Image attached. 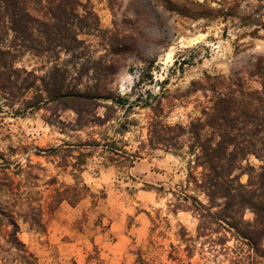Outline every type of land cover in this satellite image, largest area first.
<instances>
[{
	"label": "rangeland",
	"instance_id": "374dc122",
	"mask_svg": "<svg viewBox=\"0 0 264 264\" xmlns=\"http://www.w3.org/2000/svg\"><path fill=\"white\" fill-rule=\"evenodd\" d=\"M0 50V208L44 223L14 214L22 247L0 215V264H264V236L198 214L225 202L203 144L258 185L264 0H0Z\"/></svg>",
	"mask_w": 264,
	"mask_h": 264
},
{
	"label": "trees",
	"instance_id": "16d2710c",
	"mask_svg": "<svg viewBox=\"0 0 264 264\" xmlns=\"http://www.w3.org/2000/svg\"><path fill=\"white\" fill-rule=\"evenodd\" d=\"M11 5H14L15 0H8ZM199 6L203 7L202 4L198 3ZM212 11V8H208ZM184 11V10H179ZM184 13V12H183ZM199 14V12H196ZM1 53V50H0ZM264 86V83H263ZM54 91V90H53ZM56 93L61 94L60 91ZM75 96H85L84 94L75 93ZM117 102H125V99L120 97L115 98ZM231 143L228 141L220 140L215 145L207 144L201 145V153L198 158H202L201 164L205 167V172L199 186H201L209 199L213 198L214 194L220 191L222 196L225 198L223 206L216 212H212L210 208L212 206H204L200 204L196 198L193 199L194 204L201 206L198 214L201 218L206 217L217 223L225 222L229 226L235 229L237 235L244 238L252 246L253 249H257V245L261 238L264 236V156L261 159L262 165L258 172V185L256 190H242V184L233 183L235 176H231L234 171L235 161L238 154L233 150H228V145ZM242 156V155H240ZM66 199V198H64ZM211 201V200H210ZM25 205V208L22 206ZM17 210H7L6 208H0V215L3 217H9L12 229L9 231L10 243L22 246L24 245L18 239L17 233L19 231V225L15 220L14 214L19 215L31 226H35L37 229L44 230V223L42 218V211L40 207L34 206L31 202L21 204L17 206ZM249 207L252 209L255 215V220L251 224L244 222L243 225L239 224V217L241 216V209ZM16 209V208H13ZM203 229L204 232L207 230V226L200 225L198 230ZM200 236V234H199ZM30 256L33 257L32 254Z\"/></svg>",
	"mask_w": 264,
	"mask_h": 264
}]
</instances>
